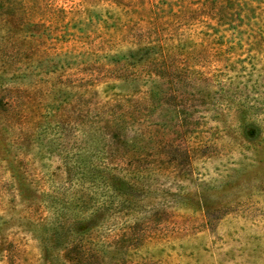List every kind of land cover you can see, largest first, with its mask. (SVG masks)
I'll return each mask as SVG.
<instances>
[{
    "label": "rangeland",
    "instance_id": "rangeland-1",
    "mask_svg": "<svg viewBox=\"0 0 264 264\" xmlns=\"http://www.w3.org/2000/svg\"><path fill=\"white\" fill-rule=\"evenodd\" d=\"M245 1L0 0V264H264Z\"/></svg>",
    "mask_w": 264,
    "mask_h": 264
},
{
    "label": "trees",
    "instance_id": "trees-1",
    "mask_svg": "<svg viewBox=\"0 0 264 264\" xmlns=\"http://www.w3.org/2000/svg\"><path fill=\"white\" fill-rule=\"evenodd\" d=\"M100 1L104 2L105 5H107L110 8H117L118 7V8L124 9L123 7H128L126 4H123V3L120 2V1H123V0H100ZM170 1H173V0H170ZM213 2H218L216 7H211L210 6V5H212ZM244 2H246V1L245 0H197V5L198 6L200 5L201 9H207V10H210V11L213 9L215 15H218L222 11L221 10L222 8H224V7L226 8V7H228L230 5V7L228 8L229 12H227V14L224 15L221 12L223 18H228L230 16H233L235 11L242 10V8H240V7H242L244 5ZM238 4H240V5L238 6ZM174 5H175L174 3L171 4V6H174ZM178 5H179L180 9L188 7L187 3H186V0H180V4H178ZM246 5H247V8H249V10L246 9V10H244V12L246 14H248V18L251 19V15L249 13L254 11L255 9H253V6L251 4L246 3ZM250 9H252V10H250ZM219 21H221V20H219ZM117 22L118 23H116V26H119L122 23L121 19H120V21H117ZM129 23H130L129 21L125 22V23H123L124 24L123 26L126 27V26L129 25ZM10 32L13 33L11 30H10ZM243 33L245 34V32H243ZM148 44H151V43L149 42ZM152 44H156V43H152ZM139 51L147 53L148 57L150 56V53L147 52L146 48L145 49H141L140 48Z\"/></svg>",
    "mask_w": 264,
    "mask_h": 264
}]
</instances>
